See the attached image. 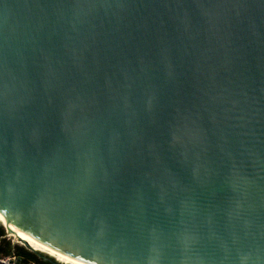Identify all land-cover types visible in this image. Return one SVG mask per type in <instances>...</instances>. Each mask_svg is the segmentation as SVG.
Wrapping results in <instances>:
<instances>
[{
    "label": "water",
    "instance_id": "water-1",
    "mask_svg": "<svg viewBox=\"0 0 264 264\" xmlns=\"http://www.w3.org/2000/svg\"><path fill=\"white\" fill-rule=\"evenodd\" d=\"M0 211L92 264H264V0H0Z\"/></svg>",
    "mask_w": 264,
    "mask_h": 264
},
{
    "label": "trees",
    "instance_id": "trees-1",
    "mask_svg": "<svg viewBox=\"0 0 264 264\" xmlns=\"http://www.w3.org/2000/svg\"><path fill=\"white\" fill-rule=\"evenodd\" d=\"M6 234V229L0 221V258L16 257L20 259V264H63L56 261L53 257L31 250L13 241Z\"/></svg>",
    "mask_w": 264,
    "mask_h": 264
},
{
    "label": "bare ground",
    "instance_id": "bare-ground-1",
    "mask_svg": "<svg viewBox=\"0 0 264 264\" xmlns=\"http://www.w3.org/2000/svg\"><path fill=\"white\" fill-rule=\"evenodd\" d=\"M0 221L3 224L6 223V217L1 211H0ZM14 229L16 231V235L28 241L34 249H36L37 251H42L44 253H47L61 262L68 264H92L87 261L81 260L77 257H72L70 254L61 251L60 249L38 239L37 237L25 232L24 230L18 227H14Z\"/></svg>",
    "mask_w": 264,
    "mask_h": 264
},
{
    "label": "rangeland",
    "instance_id": "rangeland-1",
    "mask_svg": "<svg viewBox=\"0 0 264 264\" xmlns=\"http://www.w3.org/2000/svg\"><path fill=\"white\" fill-rule=\"evenodd\" d=\"M2 223V222H1ZM9 237H11V236H9ZM12 239H13V241H14V238L13 237H11ZM19 244H21V243H19ZM23 245V244H22ZM40 253H43L44 255H48V256H50V257H53V256H51V255H49V254H47V253H44V252H42V251H39ZM54 258V257H53ZM56 261H58V262H60V263H63V264H68V263H64V262H61V261H59L58 259H56V258H54Z\"/></svg>",
    "mask_w": 264,
    "mask_h": 264
},
{
    "label": "built area",
    "instance_id": "built-area-1",
    "mask_svg": "<svg viewBox=\"0 0 264 264\" xmlns=\"http://www.w3.org/2000/svg\"><path fill=\"white\" fill-rule=\"evenodd\" d=\"M16 257H10V258H4V260L6 261V262H9V260H11V263L10 264H14V261H16Z\"/></svg>",
    "mask_w": 264,
    "mask_h": 264
}]
</instances>
